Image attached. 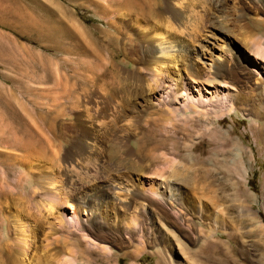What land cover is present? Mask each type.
I'll use <instances>...</instances> for the list:
<instances>
[{
	"label": "rangeland",
	"instance_id": "rangeland-1",
	"mask_svg": "<svg viewBox=\"0 0 264 264\" xmlns=\"http://www.w3.org/2000/svg\"><path fill=\"white\" fill-rule=\"evenodd\" d=\"M183 1L0 0V264H264V3ZM153 27L178 41L195 34L200 52L168 60L163 79L196 76L192 94L230 92L240 100L232 111L186 110L180 87L160 103L150 66L144 95L131 98L129 71L112 68L110 39L120 38L121 58L136 67L125 42ZM150 36L144 45L156 49L155 29ZM127 97V116L114 123L113 106ZM98 100L105 115L93 116ZM67 153L85 191L123 182L138 194V211L107 188L80 212L67 192H34L30 180L56 176ZM60 213L89 221L60 227Z\"/></svg>",
	"mask_w": 264,
	"mask_h": 264
},
{
	"label": "bare ground",
	"instance_id": "bare-ground-1",
	"mask_svg": "<svg viewBox=\"0 0 264 264\" xmlns=\"http://www.w3.org/2000/svg\"><path fill=\"white\" fill-rule=\"evenodd\" d=\"M177 1L179 3H182V2L184 3L183 0H177ZM185 1H187V0H185ZM256 2L262 5L264 3V0H256ZM184 7L182 6V8H184ZM202 17L203 16L200 15V18H202ZM140 27H142V29L144 30V20H143V25H141ZM116 29L120 30L119 27H117ZM154 29H155L156 37H159V39H158L159 43L157 44L156 49H151V48L148 49V45H144V44L146 41H149L152 38V36H150V32H152V30H154ZM160 31H161L160 28H154L153 27V28L149 29V32L141 34L138 38H128L127 37L128 39L125 42L126 46L127 45L132 46L133 47L132 52L134 54L138 55L136 63L139 66H136V67H129V65H128L129 62L127 60L121 58V50L119 48L120 38L116 35H112V38L110 39L109 44H110L111 49H112V60H113L112 68L114 67V65H120V66H122V68L124 70L129 71V73L126 77L127 82L124 83L123 86L127 90L131 89V91H130L131 98L134 96H139L141 94L144 95L143 94L144 90H145L144 75H142V74H144V68H145V70L147 69V71H148V68H146V67L150 66L151 69H149V71L151 70L152 73L150 76L151 77L150 78L151 83L148 85V88L154 94V96H158L157 99L159 100L160 103H162V102L168 103V102L172 101L173 94H175L179 91H182V93L187 92V98H185V100H184L185 103L183 104L185 109L192 107L193 105L202 106L201 108L204 107L205 109H208V107H210L211 110L215 109V108H222V107L225 108V106H227L230 108L229 110L232 111V109H234V106L236 105V101L238 102L240 100L231 99V93L230 92H226V91H222L221 93L216 92V95H215V93H212L211 96L209 97V96L203 95L201 92V88L199 87L198 96L192 94L191 93L192 82L197 83L198 85L200 84V79L196 78V76H192L191 81L190 80L189 81L183 80L180 84H178L175 81L176 79H174V78L171 80L169 79V81L163 79V74L165 73V66L167 65L168 60H176V58L181 57L184 52L188 53V52H191L193 49H194V52L196 51V55H199L200 52L198 50H196L194 47H192V45L190 43V42H192V41H190L192 39V36H194L195 34L188 33L187 37L185 36L186 39H188L189 41H185L186 39L183 41L182 40L178 41V40H175L173 37L171 38L170 36L166 35V32H169V31H166L165 33H162ZM168 34H170V33H168ZM256 45L259 46V44L257 42H256ZM148 50H150V52H148ZM262 52L264 53L263 48H262ZM209 53H210V51H209ZM127 55H128V53H127ZM148 57H151V58H148ZM223 59L226 60V58H222V60ZM211 60H212V62L209 64L207 71H205V73L203 72L204 75L208 74L207 72H209V73L212 72V70L214 69V67L216 65V64L214 65V63L216 61H221V56H219L217 58L212 57ZM151 66H153V67H151ZM261 68H263V73H264V67L262 66ZM257 76H258V79L261 78L260 77L261 73L257 72ZM130 79H133V80H130ZM179 87H180L179 91H176ZM118 88H120V87H118ZM129 100H130V98L127 97V99H124L122 106H118V104L113 106V109H112L113 117H111V118H112L114 123L117 122V118L124 117L125 110L130 106ZM175 102L178 104L177 100ZM76 106L79 109L83 108L82 104L79 100L77 101ZM122 107L125 108V110H122ZM103 108H104V106L101 105L99 100H98L96 105L93 107L94 113L92 115L97 116V115H100L103 113L105 115V110L103 111ZM224 108H222V109H224ZM125 116H127V115H125ZM102 123H104L106 126H108L107 123H105V122H102ZM79 126H81V122H80ZM115 128H117V127L115 126ZM157 142H159V141H157ZM222 145H227V144H226V142H223ZM74 156H75L74 154H68V153L65 155L64 162H63L64 167L58 169L56 176H54V177L47 176L45 178H39L37 182H33V179L30 181L32 182L33 191L36 192L38 187H40L41 189H45V191H47L45 196L48 199H49L50 195L52 196L51 199H53V198H58L59 194H61V193L63 194L65 192L68 193L67 195L70 198V202L76 198L77 199L79 198L81 205L79 206L78 212H80L82 209V206H86L89 203V201L92 199V196L100 197L101 195L104 194L103 192L107 187H105V185L104 186L102 185L100 187V189L98 191H96L95 193H93L92 195L90 194L89 191H85V187L87 186V183H85L84 181H80L78 179V176L80 175V167L73 160ZM30 163L32 165L34 164L31 161H30ZM91 171L93 172V174H92L93 176L99 174L96 166L92 167ZM98 178H100V177H98ZM112 185H113V187H108L106 190L110 193L108 195L112 196V199L114 200V202L116 204H122V206L124 204H127L126 205L127 207H129L130 209L133 208L137 212L138 208H139L137 205L138 194L132 190L131 186L123 184V182H117L116 184L113 182ZM117 189H119L120 191H117ZM111 190H112V192H111ZM79 191L82 193L79 194ZM150 191L152 192V194H155V195L157 194V191L154 189H150ZM119 192H121V194H119ZM47 203L48 204L46 207L50 211H52L54 209L53 204H51V201L47 202ZM93 214L94 213L89 211V215H93ZM89 215L87 216L86 219L85 218L81 219L79 217V213H74V215L72 217H69L67 214H61L60 213L54 218V220L57 222V226L62 227L63 225H66V226L75 227V229H80L82 225L83 226L85 225L84 224L85 222L89 221ZM134 217H137V216H134ZM117 218H118V214L117 215L114 214V222H115L114 228L116 229V231L117 230L119 231V229L117 228L119 226V224H117ZM188 218H189L188 213L184 212V216L182 217V220L186 224H187ZM249 219L254 220L255 218H254V216H250ZM134 220L136 221L135 218H134ZM134 226H136V225H134ZM29 228H30V225H28V231L30 230ZM25 254H26V252L24 253V255ZM25 259L27 260L29 258L25 257ZM26 260H23V263ZM70 260H71V264H82L78 260H74V259H70ZM70 260H68V262ZM65 261H67V260H65ZM16 264H18V263H16ZM19 264H21V263H19ZM60 264H61V261H60Z\"/></svg>",
	"mask_w": 264,
	"mask_h": 264
}]
</instances>
